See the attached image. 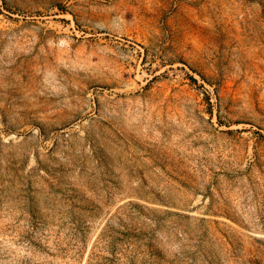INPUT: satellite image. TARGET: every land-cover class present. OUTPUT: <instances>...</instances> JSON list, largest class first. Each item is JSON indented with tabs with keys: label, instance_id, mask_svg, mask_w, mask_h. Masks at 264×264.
I'll list each match as a JSON object with an SVG mask.
<instances>
[{
	"label": "rangeland",
	"instance_id": "rangeland-1",
	"mask_svg": "<svg viewBox=\"0 0 264 264\" xmlns=\"http://www.w3.org/2000/svg\"><path fill=\"white\" fill-rule=\"evenodd\" d=\"M0 264H264V0H0Z\"/></svg>",
	"mask_w": 264,
	"mask_h": 264
}]
</instances>
